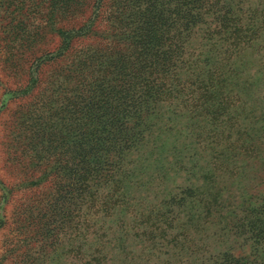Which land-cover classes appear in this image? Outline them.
<instances>
[{"label":"rangeland","instance_id":"1","mask_svg":"<svg viewBox=\"0 0 264 264\" xmlns=\"http://www.w3.org/2000/svg\"><path fill=\"white\" fill-rule=\"evenodd\" d=\"M80 1L65 13L57 0H0V264H226L223 254L234 248L239 254L238 246L251 244V235L227 236L224 226L249 216V203L264 196V54L246 55L243 81L236 77L225 89L244 99V114L235 112L238 126L191 115L180 101L164 107L144 121L143 141L126 157L129 166L88 184L99 196L95 211L84 205L79 213L76 194L69 191L78 185L74 167L56 170L60 162L42 161L40 146L21 150L20 139L31 106L45 92L51 96L58 81L61 87L81 85L78 78L65 79L69 73L59 69V61L70 68L110 36L97 20L100 12L93 15L94 0ZM111 1H103L102 12L117 5ZM71 27L75 31L63 33ZM63 106L60 100L48 108L46 116H52L45 120L48 132L63 137L93 132L109 115L94 112L91 126H82L81 117L60 120ZM74 147L69 142L67 149ZM211 193L220 197L207 217L204 207L216 198ZM123 198L128 206L112 207ZM55 209L60 225L53 241L44 226L55 228ZM79 222H86L81 230ZM245 249L241 255L247 256Z\"/></svg>","mask_w":264,"mask_h":264},{"label":"trees","instance_id":"2","mask_svg":"<svg viewBox=\"0 0 264 264\" xmlns=\"http://www.w3.org/2000/svg\"><path fill=\"white\" fill-rule=\"evenodd\" d=\"M57 1L60 10H67L65 13L84 3ZM103 1H93V15L100 12L97 20L105 22L109 38H103L97 48H89L86 58H77L70 68H66L65 61H59V69L69 73L65 79L78 78L81 85L70 82L71 87H61L62 82L58 81L51 96L45 92L38 105L31 106L34 108L26 116L20 139L21 150L40 146L39 151L44 154L42 161H53L55 166L60 162L56 170L74 167L78 185L69 191L76 194L79 213L84 205L91 213L95 211L99 196L93 188L90 192L88 184L91 182L92 187L99 175L110 176L113 169L121 171L129 166L125 160L143 141L144 121L162 112L164 107L180 101L191 115L208 117L220 124L234 122L238 126L235 112L244 114V99L228 95L225 89L236 83V77L238 83L243 81L239 76L243 75L242 62L246 55L264 54V0H118L117 5L102 12ZM115 1L109 2L111 7ZM70 31L75 28L63 33ZM82 97L85 100L77 104L76 100ZM60 100L65 107L60 108L62 121L81 117L85 120L82 126L90 127L92 113L106 111L109 115L106 122L95 124L93 132H75L63 137L58 132H48L52 128L46 127L45 121L52 116V113L46 116L47 109L58 105ZM91 103H94L92 108ZM234 123L232 127H236ZM69 142L75 144L71 151L67 149ZM256 153L249 152L252 157H258ZM188 192L190 197L195 196L192 190ZM60 195L66 202V193ZM210 196L216 198L204 207L207 217L213 215L215 200L220 197L213 193ZM258 197L249 203V216H237L234 222L224 226L227 236L251 235L247 238L251 244L238 246L239 254L235 248L223 254L226 264H264V196ZM117 200L112 201L113 208L128 206V199H119V203ZM195 208L189 207V212L193 213ZM55 212L56 209L51 215L55 228L52 223L44 226L47 231L44 235L53 241L60 225ZM84 223H78L80 230ZM94 228L92 219L91 231ZM243 249L247 256L241 255Z\"/></svg>","mask_w":264,"mask_h":264}]
</instances>
